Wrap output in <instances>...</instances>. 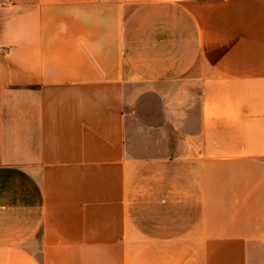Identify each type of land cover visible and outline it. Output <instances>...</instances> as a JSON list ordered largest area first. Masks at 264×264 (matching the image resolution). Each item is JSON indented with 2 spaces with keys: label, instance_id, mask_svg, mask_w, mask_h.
<instances>
[{
  "label": "crops",
  "instance_id": "0c3cea01",
  "mask_svg": "<svg viewBox=\"0 0 264 264\" xmlns=\"http://www.w3.org/2000/svg\"><path fill=\"white\" fill-rule=\"evenodd\" d=\"M0 264H264V0H0Z\"/></svg>",
  "mask_w": 264,
  "mask_h": 264
}]
</instances>
